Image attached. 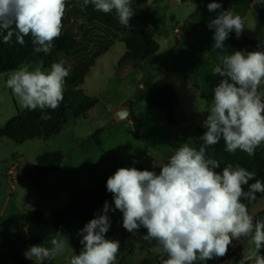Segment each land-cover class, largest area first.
Masks as SVG:
<instances>
[{"label":"clouds","instance_id":"obj_1","mask_svg":"<svg viewBox=\"0 0 264 264\" xmlns=\"http://www.w3.org/2000/svg\"><path fill=\"white\" fill-rule=\"evenodd\" d=\"M133 0H83L94 10L108 14L113 10L127 27L134 15ZM264 0H254V6ZM196 6L193 4V10ZM222 9L219 2L207 4L209 12ZM66 0H0V39L9 43L15 36L20 45L31 36L36 53H50L61 35ZM207 27L213 31L215 48L224 50L229 34L239 38L245 29L240 15L224 9ZM71 71L64 62L53 63L50 71L22 65L3 75L6 87L18 98L22 108L44 113L55 111L63 101L65 78ZM221 79L212 90L213 101L202 126L199 148L182 143L159 173L120 167L107 178L106 190L112 194L114 208L104 202L101 214L79 230L82 249L70 264H117L120 241L106 239L110 228L109 211L122 213V227L129 233L146 229L143 239L155 241L157 251L166 256L162 264H196L227 255L233 242L251 241L239 264H264V220H256L242 201H254L264 193V181L257 173L237 164L220 169V163L206 156L207 148L223 139L227 153L237 150L254 157L264 144V51H234L213 69ZM42 119H50L43 114ZM155 166V165H154ZM253 183H249L253 181ZM244 186L248 190L245 191ZM51 247L32 245L27 260L43 264L55 259L68 246L67 237L57 232Z\"/></svg>","mask_w":264,"mask_h":264},{"label":"rangeland","instance_id":"obj_2","mask_svg":"<svg viewBox=\"0 0 264 264\" xmlns=\"http://www.w3.org/2000/svg\"><path fill=\"white\" fill-rule=\"evenodd\" d=\"M170 1H165L158 10L148 8L150 18H153L160 27L165 26L166 29H169L172 14L175 15V20L184 21L188 18L185 4L170 5ZM98 23H100L99 20L90 23L89 20L83 19V23L74 21L72 25H82L83 29L77 34L88 37L89 41H85L84 44L90 47V44L96 41L94 34L101 32L91 24ZM65 24L63 23V26ZM72 25L70 23L69 26L72 27ZM124 51L123 41L118 40L112 51L98 57L82 82L74 87L98 99V104L91 108L85 117L68 116L59 134L47 141L34 139L17 143L7 138H0V264H19L16 256L22 257L24 264H37L34 260L25 259L23 255L32 246L29 244L26 225V214L29 210H39L48 215L64 206L74 196L107 180L117 168L135 167L139 170L155 171L158 174L159 167L163 166V162L165 163V160L161 158V155L164 156V143L161 138L159 141L152 138L170 137V129L164 119L162 126L152 128L151 125H142L139 138L133 126H126L124 121H116L108 126L112 116L106 115L104 107L109 102L124 98L127 92H120L113 86L114 82L119 81L117 78H113L111 86L105 85V88H102V81L107 79L111 72L110 59L118 58ZM62 59L55 53L51 58L46 56L44 59L39 58L25 64L29 66L30 71L39 67L47 72L50 71L53 63H58ZM118 60L114 62L116 67ZM64 63L71 65L69 59H66ZM134 74L135 72H132L127 76L131 79V84H134ZM6 79L7 76L0 74V126L23 109L18 98L11 89L6 87ZM68 88L71 87L65 85L64 90ZM134 96H138L137 93ZM134 101L131 99L129 104ZM140 111L145 113L146 108L145 104H139L137 99L135 112ZM157 113L164 118L163 112ZM97 130L99 132L94 138ZM186 137L192 136L186 135ZM53 151H59L63 155L58 170L55 173L37 177V181L32 182L28 175L33 173L36 158ZM107 202L114 208L112 195ZM102 208L103 206L94 213L92 219L101 214ZM253 212L254 210H249L252 215ZM107 215L110 218V228L105 238L120 241L117 264H140L148 257L158 259L165 257L157 251V244L149 247V241L143 239L146 229L141 227L134 236H130L129 232L122 227L121 212L109 211ZM86 223L77 218H70L48 235L39 245L50 248L51 239L60 232L62 236L67 237L68 246L58 257L45 260L43 264H70L72 255L79 254L82 249L79 243L81 236L78 233ZM130 243L133 250L132 254L127 255ZM251 247L254 246L251 245L250 238L243 239L239 250L246 255ZM261 255H264V249L261 250ZM231 258V264H235L232 255ZM201 264L206 263L201 262Z\"/></svg>","mask_w":264,"mask_h":264},{"label":"crops","instance_id":"obj_3","mask_svg":"<svg viewBox=\"0 0 264 264\" xmlns=\"http://www.w3.org/2000/svg\"><path fill=\"white\" fill-rule=\"evenodd\" d=\"M165 1L167 0H133L134 15L126 28L144 29L157 42L158 50L141 61L124 59L125 51L118 58H111V72L109 77L102 81V88H105V85L111 86L113 78L119 80L114 82L113 86L120 92L126 91L127 94L118 101L106 104L104 107L105 112L106 115L112 116L114 111L130 106V114L137 119V138L141 135L142 125H151L152 128L162 126L163 119L166 122V118L165 114L163 118L157 113L161 111L156 110L148 111L146 109L145 113L143 111L135 112V101L138 99L139 104H145V94L150 85L156 81H163L174 90L176 94V104L173 108L175 124L170 126L166 123L169 127L168 129H170V137H152L156 141L161 138L162 143H164V156L161 155V158L167 163L168 159L182 143H188L190 146L197 148L198 139L193 137V132L197 127L202 126L203 121L206 119L207 112L212 106V102H208L207 96L212 93V90L221 79L218 75L213 74V69L222 63L223 56L230 55L234 51L243 50L248 52L259 50L264 45V25L259 22L255 13L257 5L254 6V0H215V2L222 4V9L216 12L207 10V4L213 2V0H178L174 4H171V0L170 5L185 4L187 19L197 24V32L191 36H186L178 29L185 20H175L174 14L170 16L169 29H166L165 26L160 27L153 18H150L148 8L152 7L158 10ZM82 4L83 0H66L67 10L62 21V23H66L62 31L69 32V34L75 36V40L79 43L77 48L70 51V54L66 56V59L73 63V67L81 58L93 52L98 42L113 41L108 50L100 55L103 56L112 51L118 40H122L121 34L102 23H98L91 24V26L94 25L101 31L99 34H94L95 43H91L90 47L84 44L85 41H89L88 37H81V35L77 34L79 30L83 29L82 25L75 26L72 23L74 21L83 23V19L86 21L88 19L83 16H74L70 9L72 5L81 8ZM193 4L196 6V13L190 18V14L194 11ZM258 5L264 6V4ZM224 9L240 15L244 20L245 29L239 38L236 37L234 32L230 33L225 41L224 50L221 52V50L215 48V42L212 39L214 30L209 29L207 25L219 11ZM112 13L116 14L114 10ZM89 22L93 23L94 20H89ZM70 23L72 27L69 26ZM115 36L117 37L114 38ZM117 59L119 60L116 67L114 62ZM72 66H70L71 69L73 68ZM132 72H135L133 77L134 84H131V79L127 77ZM75 86L73 85L71 88ZM136 93L138 96H134ZM131 99L135 101L129 104ZM121 121L126 122V126L132 125L131 120ZM186 135L192 137H186ZM261 145L264 146V144ZM165 163L163 162V165ZM251 209L254 210L253 216L264 210V197L258 199L249 210ZM233 244L234 246L229 247L226 256L217 258V260H208L205 263L231 264V255L234 254H239L240 259H242L244 252L239 250L241 249V242L235 243L234 241ZM197 264H201V262L197 261Z\"/></svg>","mask_w":264,"mask_h":264},{"label":"trees","instance_id":"obj_4","mask_svg":"<svg viewBox=\"0 0 264 264\" xmlns=\"http://www.w3.org/2000/svg\"><path fill=\"white\" fill-rule=\"evenodd\" d=\"M70 9L74 16H83L90 21L99 20L100 23L113 29L118 34H121V39L125 46L124 59L141 61L158 50L157 42L150 37L144 29L126 28L119 23L116 14L112 12L105 14L96 11L91 4L86 7H83L82 4L81 8L72 5ZM195 13L196 10L190 14V18L194 16ZM255 13L259 22L264 25V6L257 5L255 7ZM178 29L186 36H191L197 32V24L190 19H186ZM116 37L117 36L114 38ZM24 40L25 43L20 45L16 42L15 36L12 37L9 43H4L2 39H0V74L3 75L4 73L16 70L23 64L39 58L44 59L46 56L51 58L55 53L59 54L64 62L66 60L64 57L66 58V56L70 54V51L76 49L79 44L75 40V36L61 31L60 37L53 42L54 47L51 52L45 54L43 52H34V45L30 35L25 36ZM112 43V40L98 42L94 51L81 58L74 67L72 66L73 63H71V65L64 63L65 67H73L69 75L65 78V85L71 87L82 82L95 60L106 52ZM259 50H264V45H262ZM44 64H46V61H44ZM63 97L62 103L55 111L45 109L44 113H42L39 109L29 111L23 108L0 126V138H7L17 143L34 139L47 141L52 136L59 134L68 116L85 117L88 111L98 104L97 98L89 96L81 89L77 88H68L64 90ZM144 100L148 111L156 110L164 112L166 123L170 126L175 124L173 108L176 104V94L168 84L163 81L152 83L145 94ZM207 100L208 102L213 101L212 93L207 96ZM43 114H47L50 119H42L41 117ZM130 120L134 131L137 133V119L132 116ZM205 131L206 129L200 126L193 132L195 138L198 139L197 149L203 143L200 137ZM98 132V130L95 132L94 138H96ZM224 148L225 144L223 139L216 145L207 148L206 156L214 158L220 163V169L216 171L222 170L223 167L228 164H232L233 167L239 164L248 171L256 172V179L264 181V146L260 145L256 149L254 157H249L240 150H237L235 154L227 153L224 151ZM62 158L63 155L59 151L46 152L38 156L33 165V173L28 175L29 179L32 182H36L37 177L55 173L58 170V165ZM253 182L254 180L249 183ZM244 188L245 191L248 190L247 186H244ZM111 195L112 194L106 190V180H104L81 194L74 196L64 206L54 210L48 215L43 214L39 210H29L26 214L29 244H41L48 235L67 219L77 218L84 222H88ZM256 197L257 198L251 203L247 200L242 201L247 205L248 210L258 199L264 197V193H256ZM254 218L256 220H264V210L259 211ZM135 233H129V235L134 236ZM155 245V241L148 242L149 247H154ZM132 250L133 246L132 243H130V249L127 255L132 254ZM232 256L233 262L239 264L241 260L240 255L234 254ZM165 258L166 256L161 259L157 257H148L143 259L140 264H162V260ZM16 259L19 264H24L22 257L16 256Z\"/></svg>","mask_w":264,"mask_h":264},{"label":"water","instance_id":"obj_5","mask_svg":"<svg viewBox=\"0 0 264 264\" xmlns=\"http://www.w3.org/2000/svg\"><path fill=\"white\" fill-rule=\"evenodd\" d=\"M178 0H172L171 4L176 3ZM131 112V108L130 106H126V107H122L116 111H114L112 113V119L110 121V123L108 124V126H110L111 124H113L116 121H121V120H130L132 115L130 114Z\"/></svg>","mask_w":264,"mask_h":264},{"label":"built area","instance_id":"obj_6","mask_svg":"<svg viewBox=\"0 0 264 264\" xmlns=\"http://www.w3.org/2000/svg\"><path fill=\"white\" fill-rule=\"evenodd\" d=\"M214 260H217V258H214Z\"/></svg>","mask_w":264,"mask_h":264}]
</instances>
